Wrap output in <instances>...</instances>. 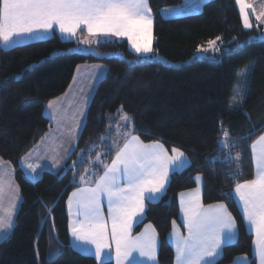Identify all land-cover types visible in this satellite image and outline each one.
Instances as JSON below:
<instances>
[{
  "label": "trees",
  "instance_id": "16d2710c",
  "mask_svg": "<svg viewBox=\"0 0 264 264\" xmlns=\"http://www.w3.org/2000/svg\"><path fill=\"white\" fill-rule=\"evenodd\" d=\"M180 3L148 0L154 38L150 56L134 54L124 41L97 43L95 54H82L73 50L74 41L58 35L0 51V158L14 166L21 196L12 232L0 242V264H39L38 259L40 264H97L70 246L65 204L95 155L91 148L108 150V124L122 114L143 142L178 148L189 160L170 175L161 198L147 202L144 220L135 227V232L145 224L155 229L158 264H174L168 235L173 221L179 222L177 197L195 187L197 176L202 177V203L225 204L237 227L236 240L223 247L216 264H229L237 256L255 264L252 236L233 189L253 179L250 145L264 132V40L255 29L242 27L235 0H208L200 13L161 16L162 9ZM217 37L219 54L192 59L199 46ZM115 52L123 57L110 55ZM96 62L105 65L106 75L94 88L76 149L59 171H44L29 181L18 162L52 127L43 112L45 102L66 91L79 65ZM249 63L247 86L239 97L238 73ZM222 133L232 140L230 151L240 154L238 165L220 159ZM105 156L110 161L111 154Z\"/></svg>",
  "mask_w": 264,
  "mask_h": 264
},
{
  "label": "snow or ice",
  "instance_id": "6c2138e0",
  "mask_svg": "<svg viewBox=\"0 0 264 264\" xmlns=\"http://www.w3.org/2000/svg\"><path fill=\"white\" fill-rule=\"evenodd\" d=\"M236 2L244 27H252L247 12L252 5L247 0ZM262 17L264 12L256 15V20L261 21ZM82 27L91 37H127L137 53L152 51L153 20L148 0H0V43L5 46L17 43L25 35L39 37L56 28L75 36ZM209 45L214 46L215 41H209ZM48 106L52 107V103ZM250 149L254 178L236 183L234 193L254 234L255 254L260 264H264V135ZM171 153L159 141L144 143L139 136L129 135L117 147L110 164H104L97 154L93 163L103 166V174L94 181L82 175L80 182L87 186L68 198L69 227L79 251L91 253L100 264H106L104 257L110 258L114 246L116 264H130V258L135 261L133 253L155 262V229L147 225L144 232L133 236L132 228L145 211V200L153 199L165 188L169 172L185 167V154L178 148H172ZM235 159H240L239 153ZM180 209L187 235H181L173 221L176 264H216L215 257L222 246L230 244L236 236L231 213L223 203L205 207L199 187L180 193ZM11 227V213L7 219L0 216V231L6 232Z\"/></svg>",
  "mask_w": 264,
  "mask_h": 264
},
{
  "label": "rangeland",
  "instance_id": "374dc122",
  "mask_svg": "<svg viewBox=\"0 0 264 264\" xmlns=\"http://www.w3.org/2000/svg\"><path fill=\"white\" fill-rule=\"evenodd\" d=\"M192 1H193L192 5L194 4V6L190 9L188 7H186V5L188 3H190L191 0H184V4L180 3L179 5H176L174 7L167 8L169 11H165V12L163 11L162 13L160 12V14L163 18L171 19V18L183 16V15L200 13L202 11L203 4L206 3L208 0H192ZM247 3L252 5V8L247 9V12L249 15V22L252 25V27H250V28L244 27V22H243L241 14H240L239 5L237 4V2L235 0V4H236V7L238 9L239 16L241 19L242 27L246 30H250V29L252 30L253 28H255V30L257 31L258 37L261 38L260 40H264V33H263V31H264V17H262L261 21L256 20V15L260 14L261 12H264V0H247ZM197 7H200L201 9L199 11H197L196 10ZM178 9H182V10L178 11ZM78 35H79V37L80 36L81 37L86 36V37L81 39V38H78V36H76V35L75 36L77 38H75V36H73L72 39L75 38L73 41L76 43L73 50L75 52L82 53V54H88L92 51L95 54V52H96V50L94 48L95 44L109 41V40H100L99 42H97L95 40H92L93 42L90 44L85 43L84 41L90 40V39L88 38L89 34L87 33V29L83 28V27H82L80 34H78ZM44 36H45V34H44ZM45 37L49 38V37H51V35L49 34V36H45ZM48 38H45V39H48ZM211 41H215L214 46H210L209 42H207L204 45L199 46L197 48L194 56L192 57V59L201 60L205 57H214L216 54H219L221 52L219 39L215 38ZM205 49H207V51H205ZM110 55L116 56V57L117 56L123 57L121 52H115V53L110 54ZM142 55L149 56L150 54H142ZM154 58L156 59V56H154ZM154 58H152L151 60H153ZM157 58L160 61L166 62L165 59L160 57L159 55H157ZM192 59L187 60V61H191ZM168 62L172 66L173 65H179L181 63V62L176 63V62H171V61H168ZM92 64H95L94 66L100 68L101 76H99V75L95 76V78H97L96 80L94 78L95 82H92V84H90V86L87 87L88 89L90 88V90L94 89L92 87H94L106 75L105 65H103L102 63H99V62L92 63ZM252 65H253L252 63L246 64L242 68V70L238 73V77H237L238 81L236 84V90L235 91H237V93L239 94V97H243L242 92L244 91V89H246ZM79 76L80 75L78 73V77ZM80 88H81V90L84 89V87L82 85H80ZM63 94L58 96V98L62 97ZM67 95H69V94H67ZM75 96L78 99L74 98V96L64 97L62 99V100H64V102L69 103L67 105V107L64 106V108L66 110L65 114L57 113L58 109L50 112L49 111L50 107L48 106L50 100L45 102L43 108H45V109L47 108V113H48L47 116L50 117V119H52V120H50L49 118L48 119L50 121L54 122V123L51 122L52 126L54 125V128H72V131L76 128V130H74L73 133H74V135L77 136V139H78L79 133L82 130V127H83L85 119H86L87 109H88L90 100L92 98V94L89 96L88 100L87 99L83 100V98H81V96H77V94ZM55 98H57V97H55ZM58 102H60V101H58ZM52 107H53V109L55 108L53 103H52ZM125 117H128V116L122 114L120 117H118L116 119L115 122L108 124L107 130H106V133H107L106 139H108V150L104 149L103 147L100 148V146L98 148H96V147L91 148L90 151L95 152V155L93 158L90 159L89 165L87 167H85L84 173L82 174V175H86L90 181H94L96 176L103 174V166L93 163V161H95V159H96L97 154L98 153L100 154V159L103 161L104 164H110L112 159H114V157H115V151H116L117 147H121L123 145V143L125 142L126 138L129 137V135H136L133 131L131 119L129 117H128V119H125ZM62 118H64V119L61 120ZM77 128H81L80 130H78L79 132L77 131ZM226 134L222 133L221 139L219 140V147L221 149H223V151H224L223 157H221L222 154H220L219 158L221 157L220 158L221 160L229 161V163L235 162V165H238L240 162V159L236 160L235 157L237 156V153L230 151V148L232 146V140H230ZM226 137H227V139H225ZM148 143H152V142H148ZM105 153L111 154L112 157H111L110 161L106 160V156H105L106 154ZM40 155H42V154L40 153ZM18 164H19V162H18ZM85 170H87V171H85ZM14 171H15L14 166L11 163H7L6 161H4L3 159L0 158V177H2V180H3V190H2V192H0V216L5 217V219H7L8 214L10 212L11 213V219H12V227L7 229L6 232L0 231V242L3 241L4 239H6L11 234L12 229H13L14 224H15L16 214H17V211L19 209L20 202H21L20 191H19L18 185L15 181ZM178 171H180V170H178ZM54 173H56V172H54ZM41 175L42 174H40L38 176V178H36L35 180L31 181V179H29L28 176L25 175L23 172V176L31 182L37 181ZM80 177L75 180L78 187L75 188L73 191H76L77 189H79L81 187L87 186L86 184H82L80 182ZM199 177H201V176H199ZM146 200H148V199H146ZM146 200H145V202H146ZM147 202H149V201H147ZM147 202L145 203V208H146ZM105 207H106V204H105ZM140 217L143 218L142 219V221H143L144 217H145L144 212L141 214ZM40 231H41V227L39 229V232ZM68 231H69V228H68ZM157 239H158V236H157ZM73 245H76V241L74 239H73V242L70 241V246L73 247ZM82 254L93 255L91 253H83V252H82ZM113 255H114V259H115V252ZM142 260L144 261V264H150V261L148 259L143 258ZM38 262L40 264L39 259H38ZM115 263H116V260H115ZM98 264H100V263H98Z\"/></svg>",
  "mask_w": 264,
  "mask_h": 264
},
{
  "label": "crops",
  "instance_id": "0c3cea01",
  "mask_svg": "<svg viewBox=\"0 0 264 264\" xmlns=\"http://www.w3.org/2000/svg\"><path fill=\"white\" fill-rule=\"evenodd\" d=\"M182 3L184 4V0H182ZM192 3H193V1L191 0V2L186 5V7H188L189 9L192 8L194 6V4L192 5ZM200 9H201L200 7H197L196 10L199 11ZM179 10H182V9H178V11ZM163 11L165 12V11H169V10L167 8H164L160 12L162 13ZM151 17H152V14H151ZM253 29H255V28H253ZM81 30H82V28L77 31L76 36H78V38L83 39L86 36H82V37L80 36L79 37V35H78V34H80ZM263 33H264V31H263ZM49 34L51 36L58 35L63 40H70V41L72 40L73 41L75 38H77L75 36V38L72 39L73 38L72 35L61 33L58 30V28H56L54 31L49 32L48 34H45V36H49ZM45 36H44V34L40 35L39 37L25 35L17 43H15L13 45H10V46H5L3 43H0V51L12 48V47L17 46V45H21V44H25V43H29V42H33V41H37V40H42V39L48 38V37H45ZM152 36H153V32H152ZM88 38L90 40H95L97 42H99L100 40L124 41L126 43V45H127V48L131 52L136 54V55L145 57L147 55H142V54H150V55L153 54V41H154V38H153L152 44H151L152 51L149 52V53H143V52L137 53L131 47V44L128 41L127 37H115V36L91 37V36H88ZM94 65L95 64H83V65H79L75 69L73 78H72L67 90L63 94V96L59 97V98L57 97V98L51 99L49 101V103L50 102L53 103V105L55 107L54 109H53V107H50L49 108L50 112H52L53 110L55 111V110L58 109L57 113H61V114H65L66 113V110H65L64 106L67 107V105L69 103L68 102H64V100H62L64 97L74 96V98H77L75 96L77 94V96H81V98H83V100H86V99L88 100L89 99V96L91 94H93L94 89L90 90V88L88 89L87 87L90 86V84H92V82H95V80L97 79V78H95L96 75L97 76L98 75L101 76L100 68H98V67H96ZM78 73L80 75L79 77H78ZM94 78H95V80H94ZM80 85H82L84 87L83 90H81ZM95 86L92 87V88H95ZM67 94H69V95H67ZM58 101H60V102H58ZM43 112H45L44 113L45 116L48 115L47 108L46 109L44 108ZM48 118L50 119V117H48ZM63 119L64 118H62L61 120H63ZM50 120H52V119H50ZM51 122L54 123L53 121H51ZM80 129L81 128H77V131L80 130ZM74 130H76V128ZM74 130L72 131V128H54V125H53L51 127V129L44 135V137L30 151H28L23 157L20 158L19 165H20V168L22 169V172H24V174L27 175L28 178L31 179V181H32V180H35L36 178H38V176L40 174H42L44 171H49V172H57V171H59L65 165V163H66L67 159L69 158V156L71 155V153L76 149L77 136L74 135V133H73ZM261 135H264V132ZM261 135H259L253 142H255ZM168 151H169V155H171L172 154L171 153V149H168ZM40 153L43 156L40 155ZM188 164H189V160L187 158V163H186L185 167L188 166ZM29 165H32V167L30 168ZM253 171L255 172L254 163H253ZM173 172H176V171H170L169 172V177H170V175ZM253 178H254V175H253ZM168 181H169V178H168ZM167 184H168V182L166 183L165 188L163 190H161V192L155 194L153 199L146 200V202L147 201L156 202L157 200H159V198H161V196L164 194L165 189L167 187ZM197 187H199L200 190L202 191V178H201L200 181L196 180V185H195V187L193 189H195ZM188 191H190V190L183 191V192H188ZM73 192L74 191H72L69 194V196H71V194ZM69 196H68V198H69ZM68 198L66 200L65 208H66L67 217H68L69 242L70 241L73 242L74 237L72 236L71 229L69 227L70 216H69V211H68ZM233 198H234L236 206H237V208L239 210V213L241 215L244 227H245L246 231L252 236L251 251H252L253 258L255 260V264H260L259 258L255 254V250H254V244H253V240L255 239L254 234L252 233L249 225L247 224V222L244 219L242 205H241V203L239 201V198L235 195L234 189H233ZM177 203H178V209H179V213H178L179 222L178 223L175 222V223H176L177 229L179 230L181 235H185L186 236L187 235V229L184 227L183 214L181 213V209H180V193L178 194V197H177ZM215 204H218V203H215ZM204 206L207 207L208 205H204ZM227 211H228V209H227ZM104 214H105V217H107V207H105V209H104ZM142 219L143 218L139 217L137 219V221L134 223L133 228H132V235L133 236L140 235L142 232L145 231L146 226L149 225V224H145L139 229L138 232H135V228L134 227H136L137 224L141 223ZM172 233H173V225H172V229H171V231H170V233L168 235V241H169V244L173 248V251H174V264H176V261H175V242H174ZM236 237H237V227H236V236H235V238L233 239V241L231 243H233L236 240ZM224 246L225 245L222 246V249H223ZM72 248L74 250H76L77 252L82 253L81 251H79L77 249L76 245H73ZM222 249L220 251V254L215 257V262L221 256ZM157 250H158V239H157ZM113 254H114V246L110 250V258L107 257V256L104 257L105 261L106 262L112 261L113 264H116ZM86 255H88V254H86ZM91 256L94 257V255H91ZM133 257H135V261H131V258H130V264H144V261L142 259L143 258L144 259H148L146 257L139 256L138 253H133ZM238 258H246V259H238ZM94 259H95V257H94ZM95 261L97 262V264L100 263V261H97L96 259H95ZM150 264H158V262H157V251H156V260H155V262L150 261ZM229 264H250V260L246 256H237Z\"/></svg>",
  "mask_w": 264,
  "mask_h": 264
},
{
  "label": "water",
  "instance_id": "95a60500",
  "mask_svg": "<svg viewBox=\"0 0 264 264\" xmlns=\"http://www.w3.org/2000/svg\"><path fill=\"white\" fill-rule=\"evenodd\" d=\"M83 153V151L80 152V155Z\"/></svg>",
  "mask_w": 264,
  "mask_h": 264
}]
</instances>
